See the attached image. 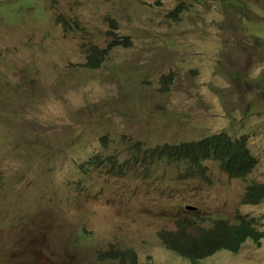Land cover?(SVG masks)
<instances>
[{
    "label": "rangeland",
    "instance_id": "374dc122",
    "mask_svg": "<svg viewBox=\"0 0 264 264\" xmlns=\"http://www.w3.org/2000/svg\"><path fill=\"white\" fill-rule=\"evenodd\" d=\"M96 47L106 56L92 69ZM219 133L247 137V179L144 159ZM255 183L264 0H0V264H104L114 247L139 264H192L159 232L239 216L264 230V202L242 203ZM199 264H264V241Z\"/></svg>",
    "mask_w": 264,
    "mask_h": 264
},
{
    "label": "trees",
    "instance_id": "16d2710c",
    "mask_svg": "<svg viewBox=\"0 0 264 264\" xmlns=\"http://www.w3.org/2000/svg\"><path fill=\"white\" fill-rule=\"evenodd\" d=\"M180 10L177 8L173 15L178 17ZM124 45L129 46V41L127 40ZM105 56L106 50L94 48L86 64L87 67L92 69L100 67ZM246 139L244 135L241 139L232 140L231 136L219 133L197 142L179 145L167 143L164 146L148 149L144 159L150 165L161 161L186 163L185 176L189 178H206L207 170L210 169L207 162H210L224 169L230 178L245 180L258 165V159L248 149ZM262 202H264V183L248 186L242 203L259 205ZM215 219L218 225L209 224L211 221L209 218L202 220L199 225L200 233L196 236L187 231L191 221L177 220L173 230L159 232L161 243L169 251L177 253L192 264H199L200 260L214 255L219 250L237 252L248 240L256 244L264 241V230L247 216H239L236 225L231 226L227 224L230 223L227 220ZM99 261L104 264H139L137 253L133 248L114 247L103 252Z\"/></svg>",
    "mask_w": 264,
    "mask_h": 264
},
{
    "label": "water",
    "instance_id": "95a60500",
    "mask_svg": "<svg viewBox=\"0 0 264 264\" xmlns=\"http://www.w3.org/2000/svg\"><path fill=\"white\" fill-rule=\"evenodd\" d=\"M188 209H189V210H193V209H195V208H193V207H188Z\"/></svg>",
    "mask_w": 264,
    "mask_h": 264
},
{
    "label": "bare ground",
    "instance_id": "6f19581e",
    "mask_svg": "<svg viewBox=\"0 0 264 264\" xmlns=\"http://www.w3.org/2000/svg\"><path fill=\"white\" fill-rule=\"evenodd\" d=\"M156 146H157V145H156ZM117 155H118V154H117ZM117 155H116V156H117ZM113 156H115V155H113ZM116 156H115V158H116ZM89 158H90V157H89ZM157 171H158V169H157ZM160 242H161V241H160ZM184 260H185V259H184ZM151 261H152V260H151ZM185 261H187V260H185Z\"/></svg>",
    "mask_w": 264,
    "mask_h": 264
},
{
    "label": "clouds",
    "instance_id": "9594fccd",
    "mask_svg": "<svg viewBox=\"0 0 264 264\" xmlns=\"http://www.w3.org/2000/svg\"><path fill=\"white\" fill-rule=\"evenodd\" d=\"M188 207H190V206H188ZM188 207H187V208H188ZM193 208H194V207H193ZM194 210H195V209H193V210H191V211H194ZM251 241H252V240H251Z\"/></svg>",
    "mask_w": 264,
    "mask_h": 264
}]
</instances>
